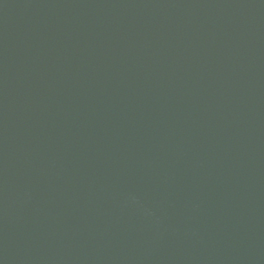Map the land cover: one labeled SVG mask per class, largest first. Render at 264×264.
<instances>
[{
	"label": "water",
	"instance_id": "water-1",
	"mask_svg": "<svg viewBox=\"0 0 264 264\" xmlns=\"http://www.w3.org/2000/svg\"><path fill=\"white\" fill-rule=\"evenodd\" d=\"M2 264H264V0H0Z\"/></svg>",
	"mask_w": 264,
	"mask_h": 264
},
{
	"label": "snow or ice",
	"instance_id": "snow-or-ice-1",
	"mask_svg": "<svg viewBox=\"0 0 264 264\" xmlns=\"http://www.w3.org/2000/svg\"><path fill=\"white\" fill-rule=\"evenodd\" d=\"M0 264H2V262H0Z\"/></svg>",
	"mask_w": 264,
	"mask_h": 264
}]
</instances>
